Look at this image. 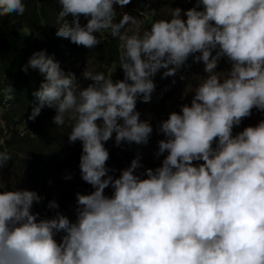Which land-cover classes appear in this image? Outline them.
Here are the masks:
<instances>
[{
  "label": "clouds",
  "instance_id": "clouds-1",
  "mask_svg": "<svg viewBox=\"0 0 264 264\" xmlns=\"http://www.w3.org/2000/svg\"><path fill=\"white\" fill-rule=\"evenodd\" d=\"M57 2L55 35L93 49L101 43L95 34L110 30L124 76L86 69L91 83L81 86L46 50L22 66L44 77L28 119L47 106L54 124L69 122V143L82 144L81 179L93 191L76 193L75 221L59 211L41 218L33 206L45 198L8 187L3 168L12 157L0 151V264H264V119L233 134L253 108L264 112V0H195L142 33L128 27L142 23L128 13L114 22L115 6L131 0ZM25 11L23 0H0V18ZM190 57L206 75L190 105L156 126L165 137L155 153H167L161 165L137 172V153L118 177L110 175L116 170L107 166L105 143L113 133L118 147L149 143L153 125L140 119L137 102H151L157 72L175 76ZM222 58L231 65L226 75L216 71Z\"/></svg>",
  "mask_w": 264,
  "mask_h": 264
},
{
  "label": "trees",
  "instance_id": "trees-1",
  "mask_svg": "<svg viewBox=\"0 0 264 264\" xmlns=\"http://www.w3.org/2000/svg\"><path fill=\"white\" fill-rule=\"evenodd\" d=\"M23 2L26 11L22 16L13 13L0 18V151L7 152L12 157L4 167L18 174H27L36 185L46 186L74 144L68 141L69 122L66 120L64 126L53 123L52 118L56 114L54 108L45 106L34 121L28 119L32 108L38 104L32 94L40 88L44 77L38 69L29 68L26 74L21 70L22 66L27 64L34 52L46 50L47 54L60 63L65 72L75 74L81 86L85 82L83 72L91 62L94 63L96 73L103 72L110 76L111 72L116 80L123 79L124 73L120 67L121 44L118 38L112 37L110 30H106L95 34L98 38L103 35V39L100 38L101 43L95 48L77 46L68 39L55 35L56 28L59 27L57 17L60 11L57 0ZM173 5L188 9L177 2ZM140 6L141 10H146L144 5ZM147 16L145 23L149 29L156 16H153L151 10L149 14L144 15ZM121 18L122 14L116 16L114 22L118 23ZM86 22L82 16L81 23ZM193 67L194 62L190 57L185 70L190 72ZM9 87L14 90L11 94L8 92ZM254 115L259 121L264 119V112L257 109ZM156 138L154 142L163 138V134H156ZM107 166L112 169L109 161ZM109 174L116 176L114 172ZM91 191L93 189L89 184L78 187V192L82 194ZM70 192L62 191L61 195L55 197L47 193L41 195L45 199L42 203L35 204L33 211L39 212L41 218H50L59 211L71 221H75L76 215H73L72 211L75 210L76 200L72 201ZM111 192L110 187L105 190L107 195H111ZM51 200H56L58 209L47 208ZM61 235L63 234H57V241Z\"/></svg>",
  "mask_w": 264,
  "mask_h": 264
},
{
  "label": "rangeland",
  "instance_id": "rangeland-1",
  "mask_svg": "<svg viewBox=\"0 0 264 264\" xmlns=\"http://www.w3.org/2000/svg\"><path fill=\"white\" fill-rule=\"evenodd\" d=\"M175 2L181 6H186L187 8H191L195 4V0H131V3L124 6L123 8H121L119 5H116L115 10L117 12V17L123 13H128L134 17H137V19L142 22L139 28H136L135 25H129L128 27H131L134 30L142 33L144 30L148 29L145 23L148 19V16L144 17V15L149 14V10H151V12L155 10L156 19L167 18L171 12V9L176 8L173 5ZM139 4L144 5L146 10H141V6ZM100 38L103 39V35H101ZM230 67L231 65L226 60V58H222L218 62L216 71L223 72V74L226 75ZM86 69L94 74L96 73V68L93 62L89 63ZM203 69L204 65L202 62H194V67L190 72L185 70V67H182L175 76L162 79L161 77L164 71L163 69L155 74L153 80L156 84V89L152 94L151 102L144 103L138 100L136 106L137 111H139L141 114L140 119L150 120L153 125L154 131L150 137L149 143L146 146H138L135 144L128 145L127 143H122L121 146L118 147L115 145V133H113L112 139L105 143V147L110 153V159L108 161L111 163V168L116 170L114 173L117 177L119 176L121 169H124L130 165L131 160L136 157L137 153L140 154L141 163L143 165V168L138 169L137 172H143L145 168L154 169L161 165L164 155L160 156L159 158L155 156L158 145L157 142L153 141L157 140L156 126L159 122L166 120L171 112H179L181 105L186 103L190 105L191 99L193 97V93L191 92H193L195 87L205 78L206 74L204 73ZM109 75H112L113 80H116L115 76L111 72ZM182 76L184 77L183 79H181ZM88 83H91V81L85 80L82 86H87ZM185 91L189 92V94L182 99L181 97ZM255 110L256 109L253 108L251 116L244 118L239 126L234 127L233 134L242 131L243 128L247 126H255L259 122V120L254 115ZM1 115L2 111L0 110V116ZM164 138L165 137L163 136L161 139ZM81 153L82 144L80 141H77L66 154L65 159H63L59 164L51 180L47 182L46 186L43 184L36 185L30 180L27 174H18L17 172L9 170L7 167L3 168V178L10 189H14L16 187L20 189L34 190L40 195L47 193L54 197L61 195L62 191H71L70 193L72 201H75L78 187L86 186L87 184L81 179L79 169ZM69 174H71L72 178L65 179V177ZM72 214L75 215V210L72 211Z\"/></svg>",
  "mask_w": 264,
  "mask_h": 264
}]
</instances>
